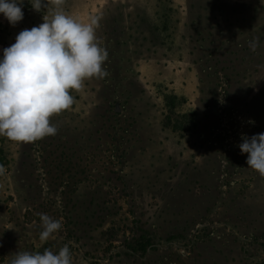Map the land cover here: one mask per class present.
Returning a JSON list of instances; mask_svg holds the SVG:
<instances>
[{
    "label": "rangeland",
    "instance_id": "obj_1",
    "mask_svg": "<svg viewBox=\"0 0 264 264\" xmlns=\"http://www.w3.org/2000/svg\"><path fill=\"white\" fill-rule=\"evenodd\" d=\"M62 8L97 19L107 75L70 93L56 135L0 137V264L65 244L72 264H264V177L239 148L264 133V2ZM22 11L15 26L0 14V56L54 8ZM40 214L62 225L45 242Z\"/></svg>",
    "mask_w": 264,
    "mask_h": 264
},
{
    "label": "clouds",
    "instance_id": "obj_2",
    "mask_svg": "<svg viewBox=\"0 0 264 264\" xmlns=\"http://www.w3.org/2000/svg\"><path fill=\"white\" fill-rule=\"evenodd\" d=\"M29 3L36 11L49 4L54 11L50 19L44 16L43 23L20 31L0 56V137L17 143L56 135L50 118L73 106L70 93L81 91L85 80L107 75L102 65L108 54L97 42L95 17L83 23L66 14L65 0ZM23 4L24 0H0V14L15 26L24 17ZM250 47L255 51V44ZM242 141L239 148L248 154V167L264 177V133L242 134ZM40 221L42 242L62 227L47 214H40ZM10 264H72L71 251L65 244L55 254L49 249L16 252Z\"/></svg>",
    "mask_w": 264,
    "mask_h": 264
},
{
    "label": "trees",
    "instance_id": "obj_3",
    "mask_svg": "<svg viewBox=\"0 0 264 264\" xmlns=\"http://www.w3.org/2000/svg\"><path fill=\"white\" fill-rule=\"evenodd\" d=\"M176 98H177L176 96H171L172 101H171V103L169 104V106H170L171 108H174V107H175V99H176Z\"/></svg>",
    "mask_w": 264,
    "mask_h": 264
}]
</instances>
